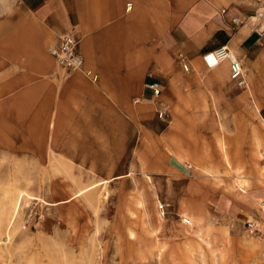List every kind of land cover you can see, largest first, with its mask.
Masks as SVG:
<instances>
[{
  "label": "rangeland",
  "instance_id": "374dc122",
  "mask_svg": "<svg viewBox=\"0 0 264 264\" xmlns=\"http://www.w3.org/2000/svg\"><path fill=\"white\" fill-rule=\"evenodd\" d=\"M252 7L264 17V3ZM261 46L250 90L198 68L124 132L109 131L107 147L92 142L87 162L69 157L68 132L22 131L10 117L0 264H264Z\"/></svg>",
  "mask_w": 264,
  "mask_h": 264
},
{
  "label": "crops",
  "instance_id": "0c3cea01",
  "mask_svg": "<svg viewBox=\"0 0 264 264\" xmlns=\"http://www.w3.org/2000/svg\"><path fill=\"white\" fill-rule=\"evenodd\" d=\"M258 3L264 0H0V130L13 116L22 131H66L69 157L87 162L92 142L107 147L109 131L124 132L155 103L146 84L159 83L166 99L198 68L216 70L213 80L226 70L233 83L228 61L207 69L202 60L222 45L241 59L250 90L264 41L263 14L252 11ZM65 32L78 37L84 68L97 80L57 67L50 49ZM261 193L254 200L262 209Z\"/></svg>",
  "mask_w": 264,
  "mask_h": 264
},
{
  "label": "built area",
  "instance_id": "2783aa9c",
  "mask_svg": "<svg viewBox=\"0 0 264 264\" xmlns=\"http://www.w3.org/2000/svg\"><path fill=\"white\" fill-rule=\"evenodd\" d=\"M130 6V4L128 5ZM232 22L237 25L239 20L234 18ZM79 39L73 33L65 32L60 35L59 44L50 49V54L53 57L57 67L64 73L70 74L74 71H82L92 81L97 80V75L91 70L84 68V59L78 50ZM202 60L207 69L216 68L222 61H228L229 79L240 88L247 86L246 72L242 66L241 59L237 57L226 45L217 47L212 51L205 52L202 55ZM182 68L187 70L186 63H182ZM146 86L152 91L153 97H159L161 89L157 82H151ZM161 115L164 111H160ZM159 210L164 214L167 206L165 203H159ZM181 222L185 225L190 224V219L182 217ZM248 229L252 232L256 230L255 223L247 222Z\"/></svg>",
  "mask_w": 264,
  "mask_h": 264
},
{
  "label": "bare ground",
  "instance_id": "6f19581e",
  "mask_svg": "<svg viewBox=\"0 0 264 264\" xmlns=\"http://www.w3.org/2000/svg\"><path fill=\"white\" fill-rule=\"evenodd\" d=\"M223 62V61H222ZM261 176H263V175H261ZM240 178V177H239ZM262 178H264V176L263 177H260V179H262ZM264 180V179H263ZM242 181V180H241ZM263 191V190H262ZM13 202V201H12ZM261 206H262V211L264 212V204H262L261 203ZM9 256V255H8ZM8 259V258H7Z\"/></svg>",
  "mask_w": 264,
  "mask_h": 264
}]
</instances>
